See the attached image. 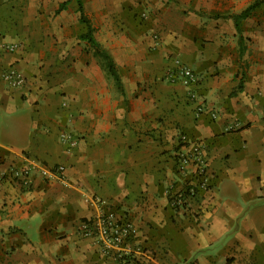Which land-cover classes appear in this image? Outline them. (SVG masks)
<instances>
[{
    "label": "crops",
    "instance_id": "obj_1",
    "mask_svg": "<svg viewBox=\"0 0 264 264\" xmlns=\"http://www.w3.org/2000/svg\"><path fill=\"white\" fill-rule=\"evenodd\" d=\"M62 1L0 0V47L14 46L0 55V177L32 170L25 187L0 180V264H122L78 232L101 213L132 223L135 264H264V0H83L120 91ZM175 60L195 99L163 79ZM197 146L203 186L177 167Z\"/></svg>",
    "mask_w": 264,
    "mask_h": 264
},
{
    "label": "built area",
    "instance_id": "obj_2",
    "mask_svg": "<svg viewBox=\"0 0 264 264\" xmlns=\"http://www.w3.org/2000/svg\"><path fill=\"white\" fill-rule=\"evenodd\" d=\"M13 45H4L0 47V55L2 52L13 50ZM1 78L11 86H19L24 82L23 76L15 70H7L1 73ZM163 79L169 82H177L187 88V94L191 99L196 98V93L191 86L196 82L197 76L195 72L186 64L179 60H175L172 67L165 71ZM203 107L198 104L196 112L199 114L203 112ZM214 112L211 117H214ZM238 125L237 121L226 125L227 130L234 131ZM75 137L67 130L60 133V142L66 143L71 147L75 143ZM179 140L182 145L187 143L186 136L181 134ZM193 167L195 170V177L201 180L199 186H203L205 182V162L200 154L197 146L192 152L177 153V167L181 171L186 167ZM63 167L58 165L52 170L60 180H64L61 175ZM32 170L29 166L11 169L7 176L8 178L18 183L21 187L27 186L30 181ZM1 176L0 180L4 179ZM192 192V186L185 190ZM184 190H179L171 199L172 206H180L184 198ZM95 202H100L98 197L92 198ZM78 232L83 236H92L99 248V252L111 259L112 261L120 262L122 264H135L141 261L145 254V249L137 242L133 225L128 220H121L116 218L113 214L101 213L97 217L80 222Z\"/></svg>",
    "mask_w": 264,
    "mask_h": 264
},
{
    "label": "trees",
    "instance_id": "obj_3",
    "mask_svg": "<svg viewBox=\"0 0 264 264\" xmlns=\"http://www.w3.org/2000/svg\"><path fill=\"white\" fill-rule=\"evenodd\" d=\"M69 1L70 0H64L61 3H59L56 11L58 12L61 9H63ZM74 1L77 5L78 20L79 22L83 23L86 27L85 31L79 34V39L86 41L89 48L91 49L92 55L96 57L97 59H99L103 68L106 70L109 76L113 79L115 86L120 91L121 84H120L119 77L116 72L114 63L111 57L109 56V54L100 47V45L97 43V41L93 37L95 28L91 24L87 15L85 14L83 0H74ZM258 3H259L258 1H254L253 3L248 5L245 9H243L238 15L235 16L234 24L237 30H238V19L245 18L249 14V12L258 5Z\"/></svg>",
    "mask_w": 264,
    "mask_h": 264
}]
</instances>
